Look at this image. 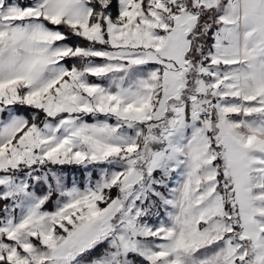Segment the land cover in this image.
<instances>
[{
    "label": "snow or ice",
    "instance_id": "1",
    "mask_svg": "<svg viewBox=\"0 0 264 264\" xmlns=\"http://www.w3.org/2000/svg\"><path fill=\"white\" fill-rule=\"evenodd\" d=\"M0 264H264V0H0Z\"/></svg>",
    "mask_w": 264,
    "mask_h": 264
}]
</instances>
